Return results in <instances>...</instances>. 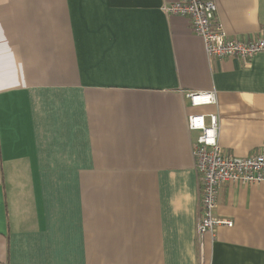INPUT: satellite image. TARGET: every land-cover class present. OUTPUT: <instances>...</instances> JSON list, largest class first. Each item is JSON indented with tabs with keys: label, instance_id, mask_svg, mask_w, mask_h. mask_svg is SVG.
<instances>
[{
	"label": "crops",
	"instance_id": "0c3cea01",
	"mask_svg": "<svg viewBox=\"0 0 264 264\" xmlns=\"http://www.w3.org/2000/svg\"><path fill=\"white\" fill-rule=\"evenodd\" d=\"M177 1L0 0V264H264V183L219 189L234 226L201 251L188 127L215 114L226 154L261 152L264 52L210 59ZM215 1L260 36L264 0Z\"/></svg>",
	"mask_w": 264,
	"mask_h": 264
},
{
	"label": "built area",
	"instance_id": "2783aa9c",
	"mask_svg": "<svg viewBox=\"0 0 264 264\" xmlns=\"http://www.w3.org/2000/svg\"><path fill=\"white\" fill-rule=\"evenodd\" d=\"M163 11L167 16H181L191 21L192 30L202 38L210 59L238 58L249 63L257 54L264 52V29L258 37L230 38L219 19L215 0H180L165 4ZM188 97L193 106L217 103L215 93H193ZM188 127L200 133L192 152L200 194L196 239L203 251L206 234H214L219 227L234 226L232 221L216 215L219 189L226 183H264V149L246 158L226 154L219 145L220 122L215 114L190 115Z\"/></svg>",
	"mask_w": 264,
	"mask_h": 264
}]
</instances>
